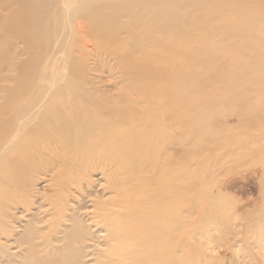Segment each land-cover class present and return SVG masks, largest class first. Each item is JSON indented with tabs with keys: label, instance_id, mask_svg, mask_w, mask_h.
Segmentation results:
<instances>
[{
	"label": "bare ground",
	"instance_id": "6f19581e",
	"mask_svg": "<svg viewBox=\"0 0 264 264\" xmlns=\"http://www.w3.org/2000/svg\"><path fill=\"white\" fill-rule=\"evenodd\" d=\"M208 120L264 129L263 0H0V264H191L197 185L264 178V140ZM257 211L224 219L250 258Z\"/></svg>",
	"mask_w": 264,
	"mask_h": 264
},
{
	"label": "rangeland",
	"instance_id": "374dc122",
	"mask_svg": "<svg viewBox=\"0 0 264 264\" xmlns=\"http://www.w3.org/2000/svg\"><path fill=\"white\" fill-rule=\"evenodd\" d=\"M237 5L238 4L233 7ZM203 93L205 95H211L216 94L217 92L213 90L210 92H199L198 96L204 95ZM201 113H203V110L197 111V109H195L193 112L194 118L196 119ZM208 123L205 126L206 132L208 134H217L219 132L220 141L227 139V144L237 143L238 139L241 143L243 138L247 139L254 135L256 139L264 140V129L253 132V130L249 131L247 128L241 129V124L229 126L222 120H219L214 125L210 123V120H208ZM196 128L199 131L200 129H203V126H198L196 123ZM195 138L196 140L198 139L197 137ZM206 138L207 136L204 135L198 139L194 147L210 145ZM212 142L214 144V140H212ZM214 145H216V143ZM245 160L246 162L252 163L256 162L258 159L256 155H251V157H246ZM213 166H215L213 159H209L197 168L194 167L193 172L213 170ZM247 166L248 165H246V167ZM246 167L240 165L218 169L214 179L211 181H201L197 185L196 194H200L202 200L200 205L201 208L199 209L200 214H196L192 218L194 224L197 226V231L194 233L192 239V245L196 257L192 259L190 262L191 264H264L263 255L256 254V256L251 255V258L249 256L247 257L246 252L250 253L252 250L248 241H245L243 245V247L245 246V251L242 250L241 246L236 247L234 241H230V238L232 239L233 235L225 230L224 226L225 217H242V215H245L247 212H253V214L254 212L258 213L257 210L262 208V205L264 204L263 165L253 164L247 168ZM196 180L197 178L193 176L192 181ZM218 183L221 185V188L219 186L221 193L217 195L216 200L213 198V195L210 194V191ZM222 199L224 200V203H222L223 207H226V209L219 213L217 216L218 219L216 220L213 211L207 209V207L210 202H220L219 200L222 201ZM203 206L206 207L203 208ZM234 224L235 227L238 226V228H240L241 224L244 226L246 223H242L239 220L235 221ZM243 229V236H246L248 233L247 229L245 226ZM195 234L198 236H195Z\"/></svg>",
	"mask_w": 264,
	"mask_h": 264
}]
</instances>
